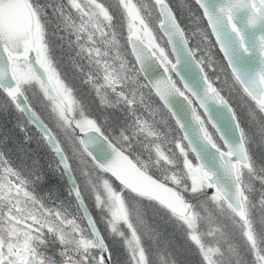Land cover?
<instances>
[{
	"label": "clouds",
	"instance_id": "clouds-1",
	"mask_svg": "<svg viewBox=\"0 0 264 264\" xmlns=\"http://www.w3.org/2000/svg\"><path fill=\"white\" fill-rule=\"evenodd\" d=\"M161 7L158 6L156 12L144 18L145 26L153 34L157 30L160 33L158 42L164 51L153 57V63L158 66L163 61L165 72L161 77H153L151 80L142 78L137 60V54L143 47L141 42H135V52L130 46L125 48L120 44V64L118 70L113 68L115 75L112 77V85L104 87L100 82V68L103 65L99 60H96V65L100 66L95 69L96 75L91 72L87 74L84 82L90 85L102 106L121 113H125L127 109V123L118 133L109 129L108 133H102L91 144H85L78 136H74L72 148L77 163L73 170L78 172L80 183L68 190L70 195L76 196L74 207L84 198L91 201L109 238L119 242L126 250L133 246V242L136 246L145 248L144 264H155L148 248L154 246L160 236L167 235L169 230H183V235H188L191 231L189 216L203 221L208 215L218 211L232 217L234 213L228 202L231 201L232 205L239 207L240 186L251 196L256 181L264 184V165L257 164L252 155L255 137L242 125H238L241 141L240 144H234L207 110L203 115L200 114L208 100H215L217 92L224 97V103L220 107H228L227 97L224 96V89L220 87L218 78L212 75L215 69L207 59L208 54L201 49L198 42H194L196 33L189 31L178 20L170 19L166 13L160 11ZM41 18L44 42L60 87L47 80L37 87L49 112L56 118L57 126L62 131H71L74 134L77 121L97 118L91 114L87 98L80 95L77 88L70 83L55 55L51 38L53 34L49 31L52 22L43 9ZM97 24L107 29L105 43H119L117 37L124 38L120 29L127 28L126 13L122 14V19L114 18L112 21H104L99 17L86 18L83 15L74 19L71 14H62L53 25L65 32L61 39L69 44V51L74 53L65 61L71 70L83 71L77 58L84 60L88 48L81 41L85 38L92 41L93 29ZM70 36H74V39L69 40ZM176 41L184 42L194 67L200 72L202 83L199 89L178 69L181 60L174 51ZM143 54L151 55V52L144 49ZM93 59L94 57H88L90 65ZM161 82L166 85L168 95L158 93ZM124 89L128 91L125 92ZM171 96H183L187 100L205 146L220 153L225 173L232 177L235 185V196L220 185V178L213 171L206 172L202 184L193 185L187 161L192 160L200 167L203 165L200 163L197 147L172 110ZM246 115L250 124L259 123L264 130V109L257 111L250 108ZM97 124L101 128L104 126L100 120H97ZM121 154L133 160L139 169L159 185L170 189L174 198L182 201L185 206L184 214L181 215L160 200L134 191L121 182L111 171L112 161ZM101 156L104 158L101 159ZM235 160L244 161L238 170L233 167ZM18 182L23 186L21 194L6 201L10 206L0 215V220L10 225V229L0 231V245L4 248L7 264H18L16 254L22 252L25 242L29 244L27 264H107L96 256V249L101 248V242L97 240L99 233H90L89 227H85L86 221L83 217L67 209L56 215L58 209L45 202L32 181L18 176ZM23 189H27V195H24ZM218 191L221 193L219 198ZM248 203H251L250 199ZM120 204L125 210L122 217L114 214ZM83 238L94 242L95 247L81 244ZM173 264H181L178 257L173 260Z\"/></svg>",
	"mask_w": 264,
	"mask_h": 264
},
{
	"label": "trees",
	"instance_id": "trees-1",
	"mask_svg": "<svg viewBox=\"0 0 264 264\" xmlns=\"http://www.w3.org/2000/svg\"><path fill=\"white\" fill-rule=\"evenodd\" d=\"M27 1L31 5L38 24L42 28L43 37L41 9H43L47 14V18L52 22L49 25V31L53 34L51 38L55 48V55L67 73L70 83L77 88L80 95L87 98L91 114L103 123V128L98 126L97 120H91L103 133H108L109 129L118 133L119 129L127 123L125 118L127 109H125V113H121L118 110L102 106L99 97L91 89L90 85L84 81L87 79L88 73L91 72L94 76L96 75L95 69L100 67L96 65V60H99L101 65H103L100 68V82L104 87L112 85L111 81H105L104 76L108 73L115 75L113 68L119 69L120 59L118 52L121 50L120 44H123L125 48L129 47L128 35L131 32L132 23L127 14L126 2L123 5L120 0H80V3L76 0ZM133 1L139 8L143 18L157 10L154 0H147V4H141L139 0ZM167 1L173 8L179 23L189 31L196 33L194 42H198L201 49L208 54L207 59L215 69L212 75L218 78L220 87L224 89V96L227 97L235 109L240 124L255 137L256 146L253 147L252 152L254 160L257 164L264 165V149H262L264 130H262L259 123L252 122L250 124L249 117L246 115L250 109L248 105L256 110L261 108L244 92L234 78L195 0ZM76 4H83V6ZM103 10L106 11V16ZM124 13H126L127 17V28L126 30L123 27L120 29L124 33V38L118 36L117 40L119 43L115 41L105 43L107 29H103L100 24H97L96 28L93 29L92 41H87L86 38L81 41L82 43H86L88 48V53L84 60L77 58V62L82 65L83 71H73L65 64L69 56L74 53L69 51V44L61 39L65 36V32L53 27L62 14H71L74 19H78L80 15H83L86 18L99 17L104 21H112L114 18L115 20L122 19V14ZM157 33L160 36L159 30H157ZM205 34H207L208 40L205 38ZM72 39H74V36L69 37V40ZM88 57H94L91 65L88 63ZM142 78L145 79L143 75ZM177 82L179 81L177 80ZM232 83L239 86L240 91H242L240 96L232 97L230 94V90H232L230 85ZM22 88L30 108L47 124L53 132L55 139L61 143L67 163L72 170L75 180L79 184V174L73 170L77 162L72 148L74 136H78V128L75 125L74 134L71 131H62L53 120L55 117L49 112L40 90L23 86ZM100 91L102 92L103 88ZM124 91L127 92L128 90L124 89ZM187 163L196 165L192 160L187 161ZM0 173L12 176L17 181L18 176L32 181L37 187L39 194L45 198V202L50 207L58 209L56 215L67 209L73 214L83 217L86 221L85 227H89L80 205L73 206L76 204V197L74 194H69L68 190L72 188L71 183L60 164L59 158L52 150L47 134L39 125L32 123L23 110L1 89ZM245 196L247 201L245 203L246 210L249 216L248 223H243L234 212L232 217H228L218 211H214L203 221L196 218L194 229L187 236L183 235V230H169L167 235L160 236L156 244L148 248V251L155 257L156 264H173V260L177 257L181 264H259V257L264 256V184L256 181L251 196L247 192H245ZM249 199L251 203H248ZM84 201L106 242L109 264H137L136 256L131 252L132 247L126 250L119 242L109 238L104 225L100 222L99 214L92 206L91 201L87 198H84ZM251 222L253 224L256 247L246 233V227ZM89 231L91 233L90 228ZM141 249L143 252L145 251V248ZM130 254L133 255V258ZM96 256L101 262H106L99 249H96Z\"/></svg>",
	"mask_w": 264,
	"mask_h": 264
},
{
	"label": "water",
	"instance_id": "water-1",
	"mask_svg": "<svg viewBox=\"0 0 264 264\" xmlns=\"http://www.w3.org/2000/svg\"><path fill=\"white\" fill-rule=\"evenodd\" d=\"M203 12L218 48L224 56L229 68L239 81L244 91L260 107H264V0H195ZM127 12L134 24L129 34V46L136 51L135 42L142 43V50L137 54L138 67L146 80L153 77H161L165 72L163 61L159 65L153 63V57L158 55L153 46L143 38L138 28L145 29L144 20L132 0H127ZM157 6H162L160 11L167 14L173 21L177 17L166 0H158ZM35 18L27 0H0V88L24 110V113L33 122L40 125L48 134L52 149L59 157L61 166L65 171L72 188L77 186L70 166L67 164L64 150L55 140L49 127L30 110L27 98L20 87L14 64L17 60L26 57L33 59L35 56ZM149 50L151 55H144L143 50ZM176 57L181 60L178 69L187 77L188 81L196 88L201 87L202 78L200 72L194 67L191 57L188 55L185 44L176 41L174 45ZM161 95H168L167 87L162 82L157 89ZM228 101V100H227ZM224 103V97L218 92L215 100H208L205 109L214 121L227 132L234 144H240L241 135L238 131L240 125L236 113L228 101V107H220ZM170 104L179 121L185 126L199 153L202 174L205 181L207 171L215 172L220 178V185L233 196L236 194L232 177L225 173L223 160L219 152L214 148L205 146L200 136L192 108L183 96H171ZM207 119V117H205ZM103 132L90 127L79 131V138L85 144L95 143ZM243 150V148H242ZM246 155V153H245ZM101 159L104 156L100 157ZM242 160H235L233 167L238 170ZM111 171L121 182L134 191L141 192L145 196L154 197L169 207L174 208L181 215L186 208L182 201L174 198L170 189H165L156 180L137 167L135 162L127 156L119 155L111 163ZM220 185H217L219 187ZM239 207L229 206L244 221H248L243 199V186L241 185ZM215 190V189H214ZM75 195V194H74ZM76 197V196H75ZM222 198L227 199L226 196ZM86 214L89 225L94 235L99 233L97 240L101 242V250L107 258L106 245L96 225V222L87 208L84 199L79 202Z\"/></svg>",
	"mask_w": 264,
	"mask_h": 264
},
{
	"label": "rangeland",
	"instance_id": "rangeland-1",
	"mask_svg": "<svg viewBox=\"0 0 264 264\" xmlns=\"http://www.w3.org/2000/svg\"><path fill=\"white\" fill-rule=\"evenodd\" d=\"M76 1L80 3V0H76ZM120 1L123 5H125L126 0H120ZM154 1L156 4L158 0H154ZM139 2L141 4H147V0H139ZM76 5L83 6V4H76ZM103 13L105 16L107 15L105 10H103ZM142 34H143L145 41L151 46H153L157 52L162 53L164 51V49L161 48V44L158 42L160 36L157 32L153 34L152 30L146 27V29L142 32ZM205 38L208 40L207 34H205ZM35 41H36L35 57L31 61L26 59L22 61L21 63L16 64L15 73H16L18 80L20 81L23 87H27V88L39 89L37 85L43 83L45 80L52 82L53 84H56L57 87L59 88L60 87L59 81L56 78L55 69L52 66L51 60L49 59L47 55V49H46V45L44 42L42 28L40 24H38L37 19L35 22ZM113 76H114L113 73L106 74L104 76L105 81L112 82ZM230 86L232 87V90H230V94L232 95V97L241 95L242 91H240V88L237 84L232 83ZM248 107L252 108L250 105H248ZM261 109H264V108H261ZM53 120L56 122V118ZM75 125L79 131L90 128V127H98L91 119L79 120L75 123ZM255 146L256 144H254V147ZM188 166H189L193 185L198 186L202 184L204 182V177H203L202 170L200 169V167L197 165H191L189 163H188ZM22 188L23 186L15 178L7 174L0 173V215H3L2 211H6L7 207L10 206L6 203V201L10 200L14 195L19 196L22 192ZM23 192H24V195H27L26 189H23ZM244 198H245V203H247L245 195H244ZM246 213H247V210H246ZM114 214L120 217L124 216L125 210H124L123 205H118V207L114 210ZM16 219L19 220L18 217ZM188 221H189V225L192 231L194 229V225L196 224V217L189 216ZM251 224L246 227V233H247L248 238L254 243V246L256 247L257 245L255 241V236H254L255 234L253 232V224L252 225ZM49 227L51 230V226ZM5 229H10V225L5 223L3 220H0V231H3ZM81 244L85 246H89L91 244L93 247H95V243L90 241L88 238H83L81 240ZM28 248H29V244L28 242H25L23 250L22 252H20V254L26 255L27 259L25 261L18 262V264H27L28 255H29ZM131 252L136 256L137 264H144V259H143L144 252L141 249V247L136 246L135 242H133ZM130 256L133 258L132 254H130ZM259 260H260L259 264H264V256H260ZM0 264H7V261L4 257V248L2 245H0Z\"/></svg>",
	"mask_w": 264,
	"mask_h": 264
},
{
	"label": "snow or ice",
	"instance_id": "snow-or-ice-1",
	"mask_svg": "<svg viewBox=\"0 0 264 264\" xmlns=\"http://www.w3.org/2000/svg\"><path fill=\"white\" fill-rule=\"evenodd\" d=\"M205 176H206V174H205ZM220 195H221V193L218 191L217 198H219ZM16 255L18 257V262H22V261H25L27 259L26 255H21L20 253H17Z\"/></svg>",
	"mask_w": 264,
	"mask_h": 264
},
{
	"label": "bare ground",
	"instance_id": "bare-ground-1",
	"mask_svg": "<svg viewBox=\"0 0 264 264\" xmlns=\"http://www.w3.org/2000/svg\"><path fill=\"white\" fill-rule=\"evenodd\" d=\"M81 126V125H80ZM103 237V236H102ZM104 240V239H103ZM105 242V241H104ZM162 244V243H161ZM105 245H106V242H105ZM100 251H101V253H102V250L101 249H99ZM106 250H107V245H106ZM102 257L103 258H105V260H106V262H107V260L109 259V255H108V250H107V258L103 255V253H102ZM151 258L155 261V264L157 263L156 262V260H155V257L154 256H151Z\"/></svg>",
	"mask_w": 264,
	"mask_h": 264
}]
</instances>
